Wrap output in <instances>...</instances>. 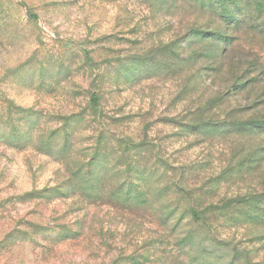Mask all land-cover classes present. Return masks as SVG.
Returning <instances> with one entry per match:
<instances>
[{"label": "rangeland", "instance_id": "374dc122", "mask_svg": "<svg viewBox=\"0 0 264 264\" xmlns=\"http://www.w3.org/2000/svg\"><path fill=\"white\" fill-rule=\"evenodd\" d=\"M0 264H264V0H0Z\"/></svg>", "mask_w": 264, "mask_h": 264}, {"label": "trees", "instance_id": "16d2710c", "mask_svg": "<svg viewBox=\"0 0 264 264\" xmlns=\"http://www.w3.org/2000/svg\"><path fill=\"white\" fill-rule=\"evenodd\" d=\"M197 36H198V35H197ZM197 36H196V37H197ZM82 194H85V192H82ZM188 216H189V218H190L191 220H197L198 217L200 216V214H199L198 212H196V211L191 210Z\"/></svg>", "mask_w": 264, "mask_h": 264}]
</instances>
